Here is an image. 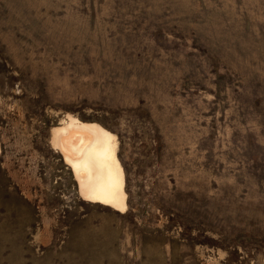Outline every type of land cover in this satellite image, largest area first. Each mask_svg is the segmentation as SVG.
Listing matches in <instances>:
<instances>
[{"label":"rangeland","instance_id":"rangeland-1","mask_svg":"<svg viewBox=\"0 0 264 264\" xmlns=\"http://www.w3.org/2000/svg\"><path fill=\"white\" fill-rule=\"evenodd\" d=\"M116 135L127 210L52 142ZM0 264H264V0H0Z\"/></svg>","mask_w":264,"mask_h":264},{"label":"bare ground","instance_id":"bare-ground-1","mask_svg":"<svg viewBox=\"0 0 264 264\" xmlns=\"http://www.w3.org/2000/svg\"><path fill=\"white\" fill-rule=\"evenodd\" d=\"M63 122L54 128L52 142L72 169L84 200L126 211V180L117 157L116 135L73 116Z\"/></svg>","mask_w":264,"mask_h":264}]
</instances>
